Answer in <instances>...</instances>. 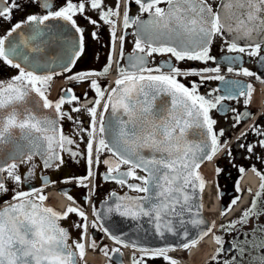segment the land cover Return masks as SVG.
Returning <instances> with one entry per match:
<instances>
[{
	"label": "snow or ice",
	"instance_id": "1",
	"mask_svg": "<svg viewBox=\"0 0 264 264\" xmlns=\"http://www.w3.org/2000/svg\"><path fill=\"white\" fill-rule=\"evenodd\" d=\"M135 3L139 6L138 15L130 16L127 5L122 13L125 33L135 26V41L127 57V66L117 63L115 86L109 91L94 78L105 77L112 71V55L102 70H85L67 77L69 81H88L96 95L91 102L93 106H81L91 118L90 127L81 129L89 136L85 155L88 172L70 179L80 187L89 188L88 182L94 178L93 167L101 163L102 153H110L102 161L107 166L104 180L127 187L137 195L118 196L112 192L110 196L116 199L113 205L107 206L105 215L116 213L137 222L138 227H142L140 221L144 220L156 238L163 241L171 234L183 242L178 246L129 244L100 223L102 217L94 205L91 227L108 234L116 244L132 247V264H146L145 258L158 257L169 264H179L169 253L177 247L189 250L196 246L216 226L213 222L195 235L187 228L188 224L199 228L205 223L200 213L203 205L194 203L206 184L199 169L204 161H211L221 150L214 130L216 120L210 113L222 101L235 99L237 95L246 97L244 103L248 105L254 88L240 81H225V77L218 74L219 67L182 70L169 59L152 68L148 67L149 58L154 54L168 55L176 61L207 64L216 61L211 49L214 39L220 37L228 53L245 54L264 63V56H261L264 0H135ZM25 6H34L39 11L26 15L0 35V61L18 70L9 80H0V195L9 191L7 181L20 186L32 179L37 156L43 168L48 169L63 164L61 152H69L74 158L81 155L68 147L75 141L64 134L60 124L65 117L73 119L63 111V106L78 102L79 97L69 88L63 90L64 95L56 101L48 98L53 77L72 73L84 53V30L75 17L84 16L86 8L99 10V19L110 26L113 51L119 39V55L124 58L125 37H117L116 33V18L121 15L119 0L115 8L105 7L104 0H29ZM21 7L18 0H0V20L11 21L13 11ZM145 14L146 19L143 18ZM84 18L97 25L90 17ZM92 36L96 38V33ZM224 59L235 63L240 57L225 56ZM228 71L233 72V68L229 67ZM237 74L261 79L247 68ZM189 75L200 76L201 80L224 81L228 85L227 94L201 95L195 82L189 87L178 79ZM80 110V107L71 109L72 112ZM105 113L109 114L107 120ZM248 116V112L238 114L235 120L239 123ZM254 130L264 136V131L255 127ZM219 135H223V130ZM259 144L264 147V139ZM247 150L252 152L253 146L249 145ZM24 164L31 165L26 176L20 173ZM123 166H127L125 170ZM253 171L256 170L253 168ZM216 172L219 174L220 169ZM239 172L243 174L245 169L241 167ZM257 175L261 176L260 190L250 206L242 211L238 220L221 224V229H235L237 224L246 225L252 217L264 215V211L257 209V201L264 194V175ZM41 180L40 188L13 189L11 200L5 201V206L0 208V264H81L83 261L85 244L82 241L89 228L86 212L72 206L75 204L73 197L63 191L61 194L72 202L63 212L45 206L48 197L44 190L56 182L49 181L46 176H41ZM94 187L90 192H94ZM237 191H241L239 183ZM239 199H233L232 205ZM89 200L90 196H85V201ZM104 203L107 205V201ZM72 213L83 222L75 225L82 229L81 239L69 244V233L59 221ZM257 232L260 233L258 237ZM242 235L244 241L232 245L236 255L225 264H264V225L251 230L252 238L249 233ZM214 239L218 248L211 259L215 261L224 251V241L219 235ZM90 246L95 249V241ZM102 251L109 255L106 246ZM135 251L141 254L139 258ZM111 252L120 253L121 249L114 248Z\"/></svg>",
	"mask_w": 264,
	"mask_h": 264
},
{
	"label": "flooded vegetation",
	"instance_id": "2",
	"mask_svg": "<svg viewBox=\"0 0 264 264\" xmlns=\"http://www.w3.org/2000/svg\"><path fill=\"white\" fill-rule=\"evenodd\" d=\"M18 2L22 7L19 10L13 11L12 20H0V35L5 34L6 29L17 21L23 19L26 15L39 11L34 6H25L29 4V0H18ZM119 3L121 15L116 18V33L117 37L120 35H124L125 37L123 47L124 58L121 59L119 55V39L115 41V51H113V40L110 26L99 19V10L86 8L84 16L77 15L75 17L77 24L84 30V53L77 61L72 73H64L62 75L54 76L50 85L48 98L52 101L58 100L61 95H64L63 90L69 88H71L73 93L79 97L78 102L65 104L63 106V111L71 115L73 119L69 120L65 117L60 121V124L64 134L75 141L73 145L68 147L74 152L81 153V155L74 158L69 152H61L60 155L63 158V164L59 168L52 167L48 169L43 168L42 160L37 156L33 162L36 165V168L32 179L20 186L13 185L11 181H7L6 183L9 191L6 194L0 195V208H2L5 206V201L11 200L13 189L27 191L29 187L40 188L42 186L41 176H46L49 181L56 182L54 185H50L44 190L48 197L44 202V204L46 203L45 206H52L55 207L57 211L63 212L69 204H72L65 195L61 194L63 191L73 197L75 204H72V206L82 208L88 216L89 228L87 235L82 241L85 244V255L81 264H132V258L134 255V249L132 247H123L122 245L116 244L108 234L101 231L99 228L94 229L91 227V221L94 219L92 214L93 205L98 211L102 203L111 199L110 194L112 192L117 193L118 196L125 194L133 196L137 195L134 192H130L127 187H121L115 182L104 180L103 176L107 172V166L104 165L102 161L108 158L110 153H102L100 156L101 163L98 166L93 167L94 178L88 182L89 188L86 189L80 187L75 180L70 179L73 177L85 176L88 172L85 155L89 136L87 132L81 131V129H88L90 127L91 118L86 109L81 106H93L91 102L96 99V95L94 90L90 88L88 81H69L67 77L80 71L102 70V68L108 63L109 56L112 55V71L105 77L94 78L98 79L101 86L108 88L109 91L111 87L115 86L114 81L117 78V63L127 66V57L132 53L135 41V36L133 35L135 26L128 28L125 33L122 25V13L127 5L130 16L135 17L139 14V6L135 3V0H119ZM116 4L117 0H104L105 7L115 8ZM164 6L165 5H161V7ZM213 6L215 7V4ZM85 16L97 21L98 26L90 23L84 18ZM143 18L146 19L147 14H145ZM93 32L96 33V38H93ZM222 48H224V51L221 50ZM211 55L216 57V61H209L205 64L200 61H176L174 57L170 58L168 55L161 56L154 54L153 57L149 58L148 67L155 68L160 65L162 61L169 59H171V62L176 67H179L182 70H200L205 67H219L220 72L218 74L224 76L225 81H240L244 86L248 84L253 85L254 91L251 96V102L248 105H245L244 103L246 97L237 95L235 99L222 101L221 105H218L217 108L213 109L210 113L212 118L216 120L214 130L217 132L218 139L220 140L221 150L219 151V157L216 161V169L219 168L220 172L217 174L215 171L214 183H210L209 185L217 188V192L221 198L222 211L226 213L225 215H222V224L228 225L229 221H236L239 219L242 211L250 206L255 193L260 190L261 176L257 175V173L264 175V147H261L259 144V141L264 139V136L258 135L254 130L255 127L260 131H264V83L261 82V80H264V63H261L259 58L249 57L245 54L228 53L226 51V45L220 37L214 39ZM225 56H239L240 59L235 63H229L224 59ZM261 56H264V50H262ZM229 67L233 68V72L228 71ZM242 68H247L251 72L256 73V76H259L261 79H256L255 76L249 77L238 75L237 73L240 72ZM55 70L59 71V68H56ZM17 74V69L5 65L0 61V80L7 81ZM202 75H216V73H203ZM178 79L189 87L195 82L199 86V93L201 95L207 96L210 92L213 97L227 94L225 89L228 85L224 81L201 80L200 76L191 75L181 76L178 77ZM73 107H80L81 110L79 112H72L71 109ZM231 109H235V112L231 111ZM245 112L250 113V116L244 117L239 123H237L235 117L238 114L242 115ZM105 117L107 120L108 113H105ZM233 125H235V127H233ZM221 130H223V135H219ZM77 133L79 134L77 135ZM249 145L253 146L252 152L247 150ZM213 160H216V158H213ZM30 167L31 165L29 164L22 165L20 168L21 175H28ZM126 167L127 166H123L122 170H125ZM241 167L245 169L243 174L239 172ZM253 168L256 171H253ZM250 170L251 172L249 173L258 180V183L255 185L245 177V174ZM203 178L206 183L211 179V177L208 176H203ZM63 181L69 182L62 183ZM130 182L135 183V181ZM237 183H239L241 191H237ZM93 185L95 186L94 192H90ZM248 189H251V192H249ZM51 193H58L67 199L68 205L64 210L59 209L54 205L55 203L50 199L52 195ZM245 194L249 195V199L248 195ZM243 195L247 197L246 201L242 202L239 199L235 205H232L231 202L233 199H236L237 197L242 198ZM85 196H90L88 202L85 201ZM229 208L231 210H228ZM257 209L259 211H264V194H262L257 201ZM82 222L81 218L75 213L69 214L67 219L59 221L60 226L67 229L69 233V244L81 239L82 229L75 227V225ZM100 223H102L101 220ZM257 225H264V215L259 216V218L252 217L246 225L237 224L235 229L225 230L220 227L215 235H219L224 241V251L219 254L215 261L211 258L208 260L206 259L207 261L204 264H225L226 260H230L233 255H236V250L232 248V245L239 241H244L245 237L242 235L243 233H249V238H252L251 230ZM255 235L258 237L260 233L257 232ZM93 241H95L96 244L95 249L90 246ZM105 246L109 250V255L107 256L104 254V251H102ZM114 248H120L121 252L112 253L111 249ZM135 255L139 258L141 254L138 251H135ZM169 256L175 258L179 264H192L187 257L185 250L170 252ZM109 257H111V259ZM145 259L146 264H169L168 261L159 257L155 259Z\"/></svg>",
	"mask_w": 264,
	"mask_h": 264
},
{
	"label": "water",
	"instance_id": "3",
	"mask_svg": "<svg viewBox=\"0 0 264 264\" xmlns=\"http://www.w3.org/2000/svg\"><path fill=\"white\" fill-rule=\"evenodd\" d=\"M108 118H109V114L107 119ZM199 195L200 198L194 200V203L203 205L202 194ZM115 199H116L115 197H111V199L107 200V205L105 203H102L100 209L98 210V212L101 214L102 217L101 219L102 224L113 235L120 237L129 244L131 242H136L138 244L147 245V246H162L164 244H174L178 246L183 242L180 237H174L171 234H168L166 240L163 241L156 238L151 234V226L147 224L146 221L144 220L140 221L142 227H138L137 222L121 217L116 213L105 215L107 206L113 205ZM200 213H201V218L205 221V223L201 225L199 228H193L191 224H188L187 228L189 229V232L192 235H195L202 229H206L210 226L209 219L204 212V205L200 209ZM187 218L188 217H186V219ZM177 249H182V248L177 247Z\"/></svg>",
	"mask_w": 264,
	"mask_h": 264
},
{
	"label": "bare ground",
	"instance_id": "4",
	"mask_svg": "<svg viewBox=\"0 0 264 264\" xmlns=\"http://www.w3.org/2000/svg\"><path fill=\"white\" fill-rule=\"evenodd\" d=\"M215 161L216 160L212 159L211 161H208L206 164H204L200 169L201 172L204 173L205 175H210L214 171ZM246 179L248 181H251L254 185L258 183V180L254 178V176L251 173H249L246 176ZM203 197H204L205 212L207 216L209 217V219L211 220V222L212 223L215 222L216 226L214 227V230H217V228L222 223V215L220 211V198L217 195L216 189L212 185L207 184L204 188ZM54 198L56 201L54 203L56 207H58L59 209L64 210L66 206L68 205L67 199L61 196L60 194L53 193L50 199L54 200ZM246 200H247V197L244 196L242 199V202ZM48 207H52V206H48ZM52 208L56 209L55 207H52ZM204 244H208L210 246V249H211L210 253L208 254L203 253L202 247L204 246ZM217 248H218V245L215 243L214 235L211 232L203 240L199 241V243L196 246L191 247L189 250H185V252L192 264H202L204 260L216 254Z\"/></svg>",
	"mask_w": 264,
	"mask_h": 264
},
{
	"label": "rangeland",
	"instance_id": "5",
	"mask_svg": "<svg viewBox=\"0 0 264 264\" xmlns=\"http://www.w3.org/2000/svg\"><path fill=\"white\" fill-rule=\"evenodd\" d=\"M215 168V167H214ZM214 174H213V172L210 174V175H208L209 177H212ZM53 202H55L54 200H53ZM55 205V204H54ZM53 205V206H54ZM202 250H203V253H205V254H208V253H210V251H211V249H210V246L208 245V244H204V246L202 247ZM205 261V260H204ZM197 262V261H196Z\"/></svg>",
	"mask_w": 264,
	"mask_h": 264
}]
</instances>
